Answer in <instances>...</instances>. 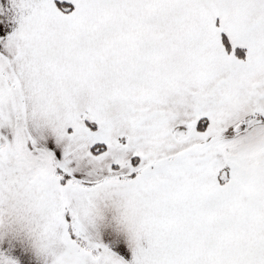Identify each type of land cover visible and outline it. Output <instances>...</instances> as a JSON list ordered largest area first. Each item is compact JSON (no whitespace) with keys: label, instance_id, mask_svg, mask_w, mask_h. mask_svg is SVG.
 <instances>
[{"label":"snow or ice","instance_id":"obj_1","mask_svg":"<svg viewBox=\"0 0 264 264\" xmlns=\"http://www.w3.org/2000/svg\"><path fill=\"white\" fill-rule=\"evenodd\" d=\"M0 264H264V0H0Z\"/></svg>","mask_w":264,"mask_h":264}]
</instances>
